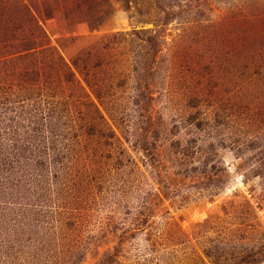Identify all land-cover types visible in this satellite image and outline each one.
Returning <instances> with one entry per match:
<instances>
[{"label":"rangeland","instance_id":"obj_1","mask_svg":"<svg viewBox=\"0 0 264 264\" xmlns=\"http://www.w3.org/2000/svg\"><path fill=\"white\" fill-rule=\"evenodd\" d=\"M47 93L39 174L66 195L6 191L0 264L207 263L264 243V0H0L2 138Z\"/></svg>","mask_w":264,"mask_h":264},{"label":"trees","instance_id":"obj_2","mask_svg":"<svg viewBox=\"0 0 264 264\" xmlns=\"http://www.w3.org/2000/svg\"><path fill=\"white\" fill-rule=\"evenodd\" d=\"M44 94L45 93L42 92L41 95ZM47 94L48 95L45 97L32 96L34 99L31 97L23 109L19 112V122L17 124L9 123V125L4 128L3 138L0 134V201L6 200L3 202L5 205L6 203H9V206L12 204L7 200L6 191L9 189L11 192L14 191V193L17 194L16 196L23 197L20 201H24L22 204L24 207L31 208L41 207L45 203H48L40 202L39 200L27 203V199L32 200L30 194L32 193L33 188H35L37 193H39L38 190L41 191L44 189L46 192V189L53 188V196L58 195V198L59 195H66L65 184L61 183V178L54 177L55 180L49 181L40 178L39 174L41 168L44 166L45 161L43 159L45 157V153H47L48 147L51 145L48 143L45 132L42 129L43 125L50 122L47 120L50 118L49 113H51V111L47 112L45 107L49 99H51L50 95L52 94ZM7 120L10 121V119ZM49 126L51 127L50 124ZM55 138L58 139L57 141H59V139L64 141V138L61 135L57 134V136L55 135ZM195 145L196 142H193L191 146L189 145L186 152L189 153L191 151L192 154V149ZM63 147L66 155L77 154L74 144L70 148L68 146ZM54 150L57 152L56 148L52 151ZM209 150H211V148ZM244 151L245 149L243 152ZM57 156H59V154H57ZM35 184H37V187H35ZM68 192L70 194V190ZM54 220V222L57 223L58 220L55 218ZM42 224L48 225V221L46 220ZM237 235L239 236V234ZM260 237V239L264 240V234L261 233ZM241 238L244 239L243 237ZM249 250L251 251H248L247 253L246 250V253L241 255L244 248H240V246L228 249L217 245L216 248H213V257L208 258L210 261L206 263L204 260H196L194 257L191 263L253 264L258 260L264 263V243L259 245L254 251H252V249Z\"/></svg>","mask_w":264,"mask_h":264}]
</instances>
